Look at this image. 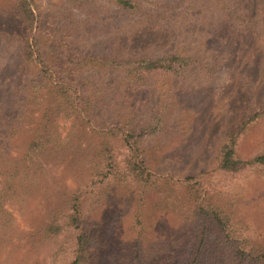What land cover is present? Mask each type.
Wrapping results in <instances>:
<instances>
[{
    "label": "rangeland",
    "instance_id": "rangeland-1",
    "mask_svg": "<svg viewBox=\"0 0 264 264\" xmlns=\"http://www.w3.org/2000/svg\"><path fill=\"white\" fill-rule=\"evenodd\" d=\"M136 1L28 0L43 55L28 60L18 2L0 0V264H264V166L219 168L232 131L258 116L238 156L264 154V0ZM176 53L195 62L129 76ZM49 78L85 91L93 125L60 116L52 142L33 148L31 86ZM116 125L134 131L132 148ZM76 195L85 247L68 225ZM203 201L229 230L198 212Z\"/></svg>",
    "mask_w": 264,
    "mask_h": 264
},
{
    "label": "trees",
    "instance_id": "trees-1",
    "mask_svg": "<svg viewBox=\"0 0 264 264\" xmlns=\"http://www.w3.org/2000/svg\"><path fill=\"white\" fill-rule=\"evenodd\" d=\"M116 5L121 7L122 9H128V10H140L141 5L137 3L136 0H113ZM217 0H199V4L204 3L203 5H206L209 7L210 4H214ZM221 2L222 6L227 8L228 6L227 1L225 0H218ZM18 2V8L21 10L25 28L24 32H26V36L28 35V48L26 51V57L28 60H40V58L43 57L42 55V47H41V40L38 37V28L35 27V14L34 11L30 8V4L28 3V0H17ZM253 7H256V5H253ZM239 19L241 17H238ZM211 19V16L210 18ZM244 21L248 22L246 18L243 19ZM36 31V34H33V32ZM195 62L194 59L191 57H183L179 53H176L169 58H159V59H149V60H141L136 61L133 63L132 68H130L129 76L132 77L133 80L138 79L142 80L146 74H151L156 71H162L164 73L176 71V68L178 67H185L190 66L191 63ZM43 73H48L46 71H43ZM48 83H39L34 82L31 86L32 90V101L35 102V104L41 108V122L40 125L37 127V132L33 142L32 147L38 148V147H45L49 142H52L53 134L56 132V126L55 120H57L60 116H63L65 119H70L72 117H76L81 120L83 124H90L93 125L90 121V111L93 114V110L91 108V103H89L88 97H86L85 91L75 89L73 86H71L68 83H63L58 85L57 83H53L52 80L46 79ZM53 85H52V84ZM88 103V106H86L85 103ZM91 106V107H90ZM88 114V115H87ZM259 117V116H258ZM257 117V118H258ZM257 118H252L250 121H244L240 126L235 128L231 135L228 138V141L225 143V145L222 147L221 153H220V162H219V168L223 171H231V172H237L241 166H248V165H263L264 166V154L258 155L254 157L253 159L244 162L241 159H239L238 156V146H239V139L240 137L245 133V130L247 129L248 125L255 121ZM115 129L112 130L114 132L115 136L123 135V138H125V143L128 148H132L131 145V137H136L134 131H126L127 133H123V129L119 128L117 125L114 127ZM107 130V129H105ZM123 133V134H122ZM112 149L107 150V152H110ZM131 171L134 173L136 177L144 178L146 173L144 172L143 168L140 166V164H137L132 158L129 160ZM101 174V173H100ZM104 177H107V175H104ZM145 179V178H144ZM193 179L192 177H189L188 180ZM147 180V179H146ZM4 198V195L0 198V211L4 212L5 209L2 206V199ZM82 195H76L73 197L72 201H70V211L71 214L69 216V222L68 225L70 227L75 226L78 228L81 232L79 239V244L84 246V240L86 239V235H84V213L82 209V202H81ZM205 201L202 202V206L199 208L198 212L204 213L207 217H210V220L215 221L218 223V225H222L223 228L228 229V224L225 221V217L223 213L220 211L219 208L215 207L214 205L207 204ZM61 230V227L59 226H53L48 229L49 232H53V234H56ZM229 230V229H228ZM83 232V234H82ZM227 237H231L229 232L227 231L226 234ZM204 246V239L201 241L199 247ZM253 253H261L260 256H255L254 258H260L264 256V249H261L260 251H255L254 248H252ZM259 250V249H258ZM263 251V252H261ZM222 258L225 260V264L227 261V254H221ZM243 255V254H242ZM244 256V255H243ZM81 256H78L77 259L74 261L73 264H85V261L81 260ZM221 258H218L219 262ZM197 260V257H196ZM194 261L193 264H197L198 261ZM223 260V261H224ZM218 262V261H217ZM228 264V263H227Z\"/></svg>",
    "mask_w": 264,
    "mask_h": 264
}]
</instances>
